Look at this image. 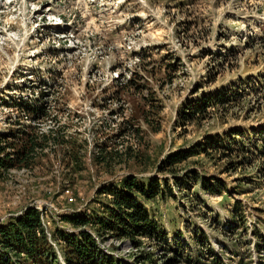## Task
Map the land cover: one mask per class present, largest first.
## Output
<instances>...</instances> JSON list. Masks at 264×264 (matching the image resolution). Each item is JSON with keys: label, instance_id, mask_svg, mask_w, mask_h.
Returning <instances> with one entry per match:
<instances>
[{"label": "rangeland", "instance_id": "rangeland-1", "mask_svg": "<svg viewBox=\"0 0 264 264\" xmlns=\"http://www.w3.org/2000/svg\"><path fill=\"white\" fill-rule=\"evenodd\" d=\"M129 175L169 188L143 203L157 235L61 221L105 212L97 187ZM26 208L53 264L54 226L117 264H264V0H0V225Z\"/></svg>", "mask_w": 264, "mask_h": 264}, {"label": "trees", "instance_id": "trees-1", "mask_svg": "<svg viewBox=\"0 0 264 264\" xmlns=\"http://www.w3.org/2000/svg\"><path fill=\"white\" fill-rule=\"evenodd\" d=\"M201 100L202 104L198 108L194 107V111H203L206 106L225 101L220 94L217 97L201 98ZM179 114L181 118H185L184 115H189L184 110ZM38 138L39 141H47L49 135H38L37 133L34 137L28 138L29 143L23 147L25 154L33 152L35 146L42 147L35 141ZM194 148L191 146L167 153L166 156L162 157L159 169L170 170L190 156L199 154L198 150ZM25 154L20 160L24 163L29 156ZM202 184V188L208 192L220 190L218 185ZM168 191L169 188L166 184H160L155 177L141 181L135 176H125L116 185L114 183H101L97 187L98 194L110 196L103 207L105 212H97L88 216L61 215V221L71 224L77 229L87 226L97 233L107 230L118 237L123 235L129 238L136 236L150 238L157 235L160 230L143 203L157 197L162 198ZM45 234L43 228L40 227V213L32 208L23 209L19 216L6 219L0 225V264H53L54 255ZM159 236L163 237L162 235ZM51 237L66 243L62 257L67 264H117V261L114 258H109V255H100L90 235L83 229L68 233L61 227L54 226L51 230ZM197 239L201 246L205 244L204 239L201 241L198 236ZM214 263L222 264L220 259Z\"/></svg>", "mask_w": 264, "mask_h": 264}]
</instances>
